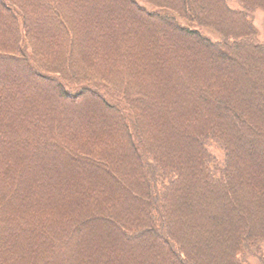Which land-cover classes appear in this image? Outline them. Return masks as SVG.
<instances>
[{
    "label": "trees",
    "instance_id": "16d2710c",
    "mask_svg": "<svg viewBox=\"0 0 264 264\" xmlns=\"http://www.w3.org/2000/svg\"><path fill=\"white\" fill-rule=\"evenodd\" d=\"M258 10L264 0H0V264L255 254Z\"/></svg>",
    "mask_w": 264,
    "mask_h": 264
},
{
    "label": "rangeland",
    "instance_id": "374dc122",
    "mask_svg": "<svg viewBox=\"0 0 264 264\" xmlns=\"http://www.w3.org/2000/svg\"><path fill=\"white\" fill-rule=\"evenodd\" d=\"M255 23L259 27V29L262 32L263 39H264V12L258 10L255 15ZM264 218V217H263ZM256 246L253 248H248L249 250H252L255 252V254H249L247 256L243 257H237L232 260H226L225 250L219 245L216 246V248H220L216 252H213L209 258V264L210 259L213 262V264H264V241L256 242ZM223 250V253H222Z\"/></svg>",
    "mask_w": 264,
    "mask_h": 264
}]
</instances>
